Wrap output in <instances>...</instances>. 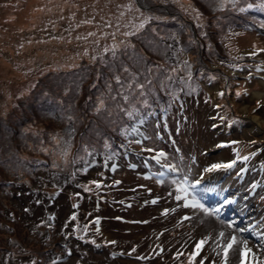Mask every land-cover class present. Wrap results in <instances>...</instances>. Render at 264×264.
Segmentation results:
<instances>
[{"label":"rangeland","instance_id":"rangeland-1","mask_svg":"<svg viewBox=\"0 0 264 264\" xmlns=\"http://www.w3.org/2000/svg\"><path fill=\"white\" fill-rule=\"evenodd\" d=\"M170 1L193 22L197 19L193 9L203 15L196 0ZM128 2L0 0V114H6L17 99L34 86L44 71L76 72L77 79L88 80L93 68L110 56V53L103 52V48L124 39L120 33L135 13H127L118 6ZM205 2L207 9L214 10L215 5L211 0ZM137 5H142V11L149 15L147 0H137ZM121 11L126 12L124 17H120ZM86 20L92 23H83ZM108 23L112 24L111 28L106 27ZM117 25L120 26L119 32L116 31ZM256 31L241 34L230 32L223 37L220 49H224L233 60L247 57L246 61H249L252 58L251 61L257 67L260 66L263 72L237 78L240 72L227 63L225 68L229 75H235L231 83L226 75L215 77L210 74L215 79L205 77L201 82V96L186 100L183 107L176 111L175 120L182 116L180 124L174 120L167 131L165 125L160 126L158 121H152L149 129L143 130L152 140L145 145H132L130 150L134 153L131 154L130 162L124 156L123 159L112 160L108 166L93 170L90 177L100 182L101 186L93 185L95 192L91 200L87 197L82 203L78 199L80 196L74 199L76 193H82L79 188L64 192L54 189L48 195L55 205L45 208L48 200L40 194L38 183H28L30 187L22 189V192L21 188H16L18 184H14L12 187L16 193L12 205L7 206L8 212L15 213L19 209L29 208L32 210L29 218L36 220H30L32 225L47 220L44 209H56L52 218L55 221L56 217L59 219L57 230L63 232L62 227L66 223L69 226L67 232L70 233L67 237L63 235L59 243L66 253L60 249L57 251L54 259L63 257L58 264H188V255L194 250L195 243L208 236L213 239L203 246L196 264H199L201 257H207L204 264H212V261L222 264V257L213 252L220 225L199 210L178 207L183 202L173 199L177 193L169 178L182 179L190 168V182L201 175L203 177L197 189L212 188V183L216 181L219 188L208 193L203 202L209 207H215L223 203L225 198L232 199L235 202L224 206L221 219L229 212V218L236 220L237 227L255 223L264 230V200L261 199L264 197V168L261 167L264 162V53L247 55L264 48V31ZM112 32H116L115 40L110 35ZM89 33L95 35L90 36ZM173 37H176L174 41L180 39L176 34ZM130 39L133 43V38ZM222 64L219 62L212 67L220 68ZM28 75H31L29 80L25 78ZM179 75L183 76L181 71ZM220 92L225 95L220 96ZM237 92L241 95L237 96ZM24 122L19 120L16 123L20 125ZM213 124L218 127H213ZM98 135L96 139H99ZM13 137L9 136V142ZM24 138L30 139L31 135L27 134ZM14 140L18 142L16 137ZM233 141L237 143H231ZM11 147L14 149L16 145L11 144ZM62 147V143L56 145L52 142L49 150L57 156ZM147 148H154L157 152L163 149L168 154L166 162L176 164L183 171L179 174L169 173L165 183H159L156 180L159 177L155 174L164 169L152 159L153 153L144 151ZM237 152L241 157L249 156V160H237L233 169L203 171L212 164L228 163L236 159ZM251 153L256 155L251 156ZM42 168L39 167L40 170ZM242 168L245 169L244 173L240 171ZM37 175L42 180H48L45 173L37 172ZM89 180L86 178L87 182ZM256 182H259V186L253 189L251 186ZM169 192L173 196H169ZM156 198H159L157 203H151ZM37 200L42 203H37ZM172 208L176 210L163 214L164 209ZM73 214L76 216L74 221L70 219ZM185 215L191 219L184 220ZM97 217L100 218L99 224L94 223ZM75 223H78V235L74 233L75 228L71 230ZM243 235L249 239V246L260 243L250 233ZM81 236L84 238L80 239ZM92 240L96 243L93 244ZM113 240L116 244L106 243ZM134 247L136 251L129 255ZM69 252L71 255H68ZM178 252L183 255L176 259ZM12 258L8 255L4 258L2 253L0 264H4L2 260L9 264ZM14 260V264H28L22 258Z\"/></svg>","mask_w":264,"mask_h":264},{"label":"trees","instance_id":"trees-1","mask_svg":"<svg viewBox=\"0 0 264 264\" xmlns=\"http://www.w3.org/2000/svg\"><path fill=\"white\" fill-rule=\"evenodd\" d=\"M196 1L202 9L203 15L193 22L185 14L180 13L170 0H147L149 15L161 17V19L148 25V28L156 29L155 33L146 28L142 33L143 39L133 38V44L141 54L147 57L150 63H159L164 68H168L169 65L175 66L184 60L189 61L192 65V83L197 91L190 95L180 92L179 101L173 102L166 90L157 87L154 93L156 98L149 100L151 108L143 110L145 113L144 123L139 126L137 135L126 138L121 134V128L130 127L133 123L126 117L118 116L114 112L112 117L114 122H111L109 118L97 115L93 111L92 106L97 97L102 92H107L105 80L110 79L112 73L118 71L120 67L119 61H112L111 56L106 57L93 68L88 80L77 79L76 72L49 70L40 73L34 86L24 92L9 111L5 109L8 111L6 114H0V254L3 253L4 258L7 255L10 258L14 256L9 264H14V259L19 258L29 262L33 259V255L34 259L40 261V264L51 261L59 249L66 253L59 243L63 235L67 237L70 234L67 232L69 226L66 223L63 224V232L57 230L56 226L59 221L57 217L56 221L52 218L53 222L50 223L49 217H52V213H56V209H44L46 223L40 222L32 225L31 221H36L29 218L32 210L25 212L19 209L15 213L8 212L7 206L12 205V199L16 193L12 187L14 184H18L16 188H21L22 192V189L30 187L28 183H38L40 194L43 199L48 200L45 208L55 205L48 195V192L54 189L64 192L71 188H79L82 193H79L80 197L76 195L74 199L79 197L78 199L82 203L87 197L91 200L95 192L92 182L96 181L90 177L93 170L101 166H108L112 160L117 161L123 159L124 156L130 162L131 154L134 153L130 149L136 143H129V141L142 139L143 145L151 141L152 138H149L143 130L149 129L152 121H158L160 126L165 125L166 130L169 131L170 124L176 119V111L183 106L185 101L201 96V82L205 77L226 75L231 83L235 75H229L225 68L227 63L237 64L235 70L241 74L237 78L240 76L251 77L255 72L262 71L260 66L257 67L258 65L251 61L252 58L248 57L249 61H246L247 57H243L239 61L233 60L224 49H220L223 37H226L230 32L241 34L244 31L248 32L246 29L249 32H257V29L264 31V27H261L264 24V9L258 6L261 0H241V6L244 3L257 5L245 12L231 8L224 11L207 9L205 0ZM203 33H207V35L205 36ZM173 34L178 35L180 39L174 41L176 37H173ZM147 41H152L159 46L171 45V49L167 52V58L151 50ZM180 48H183L184 51L177 52L178 61L176 56H172V53ZM121 60L133 71L137 70L132 61L126 57H121ZM105 61L113 63L114 67H107ZM219 62L224 63L222 67L213 69V64ZM181 75L186 76L187 73L181 71ZM30 77L31 75H28L25 78L29 80ZM93 84H96L97 87L93 88ZM59 101H63V106L58 103ZM69 105L71 108H68ZM62 107L68 109L63 112V115L76 117L74 122L69 123L66 119L60 118ZM110 107H113L111 103ZM148 112L154 114L148 115ZM40 117H43L44 121ZM181 117L175 120L177 124L181 123ZM19 120H25V122L17 125L16 122ZM116 122L117 126L114 125ZM2 124L5 126L1 127ZM73 128L75 132L70 135ZM27 134L31 135L30 139L24 138ZM96 134H99V139H96ZM11 135L14 137L9 142ZM53 135L63 136L65 140L69 141L67 145L62 143L63 147L57 156L49 150V145L53 142L51 139ZM160 136L163 137V135ZM15 137L18 142L14 140ZM105 139L111 143V149L103 147ZM11 144L16 147L12 149ZM83 145H88L89 151L94 148L95 152L92 155H86ZM45 147L48 148L47 152L42 150ZM64 148H67L66 156L61 155ZM113 152L115 155H112ZM109 156L111 159L108 158ZM54 163L57 165L56 167H53ZM145 165L147 164L145 163ZM40 166H43L41 170ZM86 166L87 170L84 171ZM37 172L45 173L48 180H42ZM86 178H90V180L87 182ZM89 185L92 188L89 189ZM85 186L89 190H85ZM96 195L99 196V193ZM48 224H51V227H48ZM76 227H78V223H75L71 230L75 228L74 233L78 235ZM2 262L8 264L3 260Z\"/></svg>","mask_w":264,"mask_h":264},{"label":"snow or ice","instance_id":"snow-or-ice-1","mask_svg":"<svg viewBox=\"0 0 264 264\" xmlns=\"http://www.w3.org/2000/svg\"><path fill=\"white\" fill-rule=\"evenodd\" d=\"M176 2V0H173ZM211 2L215 5L214 10L216 11H223L226 9L231 8L232 10H238L240 12H245L248 9L257 7V5L253 3H244L241 6V0H211ZM261 9H264V0H261V3L258 5ZM126 10L127 13H135V15L130 18L127 23L124 24L125 30L122 31L120 34L124 38L119 42H115L110 46L104 47L103 52L105 54H109L112 58V61H119L120 67L118 71L112 73L110 79L105 80V88L107 92H102L100 96L97 97L96 101L93 103V111L100 116H105L109 118L111 122L114 112L118 116L126 117L128 120L133 121L130 127L125 126L121 128V134L124 135L126 138L129 136H135L139 133V126L144 123V116L145 113L143 110L150 109L151 104L149 103L150 98L153 100L156 98L154 93L159 87L160 89L166 90L167 94L169 95L170 99L173 102L179 101V93L185 92L186 94L190 95L193 92L197 91V88L193 86L192 79V65L189 61L184 60L183 62H178L177 65H169L168 68H164L163 65L159 63H150L143 54L139 52L136 48V45L131 43L130 38H138L143 39L142 33L147 28L148 31L155 33V28H148L153 21L160 20L161 17L152 16V15H145L142 11V5H137V0H129L127 4L118 6ZM196 11V18L200 19L202 14L199 13L198 10L193 9ZM125 11L120 12V17H124L126 15ZM83 23H92L91 20H86ZM79 27V25H77ZM106 27L111 28L112 24H106ZM202 27V25H201ZM264 27V24L261 25ZM117 32L120 31V26L117 25ZM205 36L207 33H203ZM88 35L92 36L95 33H89ZM111 37L113 40L116 38V32H112ZM149 48L153 51L158 52L165 58H167V52L171 49V45H155L152 41H147ZM184 51L183 48L177 49L176 52H173L172 55L179 58L177 56V52ZM259 53H264V48H260L256 51H252L247 53L249 56H256ZM121 57H126L128 60L132 61V63L136 66L137 70L133 71L127 64L121 60ZM242 59L243 57H239ZM96 59L95 57L93 58ZM103 59V57H101ZM105 64L109 68H113L114 64L108 61H105ZM231 67H237V65L233 64ZM185 71L187 73L186 76H180L179 72ZM211 79H215V77H211ZM115 85V87H114ZM93 88L97 87L96 84L92 85ZM187 90V91H186ZM220 96H224V92L219 93ZM237 96H240L241 93L237 92ZM91 100V97H89ZM61 106H63V101L58 102ZM110 103L113 107H110ZM182 106V104H181ZM217 108L220 105H216ZM71 108V105L68 106ZM68 109L62 107L61 119H66L69 123L75 121L76 117L74 115H63V112L67 111ZM148 115L154 114L153 112H148ZM223 119V117H221ZM238 121H233V123H237ZM213 127H218V125L213 124ZM75 129H71L70 135H73ZM52 141L56 145H60L64 143L67 145L69 141L65 140L63 136L60 135H53L51 137ZM41 143H43L41 141ZM129 143H136L142 144V139H134L130 140ZM231 143H237L233 141ZM83 150L86 155H92L95 152L93 148L89 151L88 145H83ZM103 147L106 149H111V143L105 139ZM123 147V145H121ZM43 151L47 152L48 148H43ZM144 151L153 153L152 159L155 160L158 164H160L161 168L164 171H159L155 175L159 177L158 182L163 184L165 183V178L169 177V173L172 174H179L183 171L181 167H178L174 163L166 162L168 154L163 150H159L158 152L154 148H147ZM62 156L67 155V148H64L61 152ZM115 155V152L112 153ZM251 156L256 155V153H251ZM111 159V156L108 157ZM249 156L241 157L237 152L236 159L228 163H215L210 165L209 167L205 168L204 172H213L219 169H231L237 163V160H249ZM182 159V157H181ZM57 165L54 163L53 167ZM135 167V165H132ZM261 167L264 168V162H262ZM84 171L87 170V166ZM241 172L245 171V169H241ZM191 169L189 168L187 172L183 175L182 179L178 178H169V182L171 185L175 186V191L177 194L173 196L172 192H169V196H173L175 201H182L183 203L178 205V207L183 208H191L194 210H199L204 215L211 217L214 219L215 222H218L220 225L219 229L217 230L215 236V244L216 247L213 249V252L217 256L222 257V264H264V230H261L257 227V224L250 223L245 227H237L235 219H221L222 209L225 205L232 204L235 201L232 199L225 198L223 203L219 204L215 207L207 206L203 201L206 198V195L210 192H213L214 189L211 188H199L197 186L201 185L202 175L199 178H195L190 182L189 180V173ZM151 178V177H148ZM92 183L96 184L97 187H100L101 184L98 181H93ZM116 183H119L118 181ZM259 186V182L252 184V188L255 189ZM85 190L87 187L85 186ZM149 191H151L149 189ZM79 196V193H76ZM159 198L153 199L151 203H157ZM264 200V197H261ZM37 203H42V201L37 200ZM147 203V202H146ZM73 207H78V205H74ZM176 209H164L163 214L167 215L169 211L174 212ZM25 212H29V208L24 209ZM14 218V217H13ZM52 217H49L51 220ZM71 220H75L76 216L73 214L70 218ZM184 220H190L191 217L185 215L183 217ZM100 218L97 217L94 223L99 224ZM41 223H46L45 221H41ZM146 223V221H144ZM259 223V222H257ZM48 227H51V224H48ZM85 226V230H86ZM96 231L98 232L99 229L97 228ZM250 233L251 236L256 237L260 243L254 244L249 246V239L246 238L243 234ZM84 237L81 236L80 239ZM213 239L212 236L205 237L200 239L194 245V250L188 255V264H196L197 257H200L201 250L203 246L208 242V240ZM93 244L96 243L95 240L91 241ZM106 243L109 244H116V241H107ZM99 247V245H97ZM219 249V251H216ZM256 249V250H254ZM136 251V248H132L129 255ZM161 252L163 249L160 250ZM258 252L262 254H258ZM68 255H71L69 252ZM116 255V253H113ZM159 255V253H157ZM183 255V253H176V259ZM139 259H147V257H138ZM63 259V257H57L56 259L51 260L50 264H58V261ZM207 260V257H201L199 264H204V261ZM28 264H40L38 259H31ZM212 264H215V261H212Z\"/></svg>","mask_w":264,"mask_h":264},{"label":"bare ground","instance_id":"bare-ground-1","mask_svg":"<svg viewBox=\"0 0 264 264\" xmlns=\"http://www.w3.org/2000/svg\"><path fill=\"white\" fill-rule=\"evenodd\" d=\"M243 25V24H242ZM245 25V24H244ZM242 27V26H241ZM247 27V26H246ZM240 29V28H239ZM242 29H244V28H242ZM248 32H249V30L248 29H246ZM246 31H244V33H245ZM183 107V106H182ZM245 168V167H244ZM233 169V168H232ZM236 173V172H235ZM244 173V172H243ZM240 174V173H239ZM209 176V175H208ZM221 179V178H220ZM222 185V184H221ZM212 188L211 189H214V188H219V186L216 184V181L214 182V183H212ZM224 187V186H223ZM229 187V186H228ZM218 195V194H217ZM224 217V219H230L229 217H230V213L228 212V214H226L225 216H223ZM258 228H261V227H258Z\"/></svg>","mask_w":264,"mask_h":264}]
</instances>
